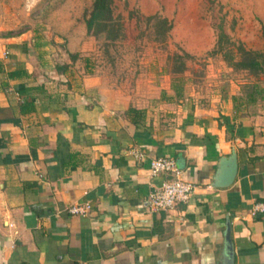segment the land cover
Segmentation results:
<instances>
[{
  "label": "crops",
  "instance_id": "0c3cea01",
  "mask_svg": "<svg viewBox=\"0 0 264 264\" xmlns=\"http://www.w3.org/2000/svg\"><path fill=\"white\" fill-rule=\"evenodd\" d=\"M4 39L0 264H264V211L252 212L264 203V100L246 104L244 80L201 95L152 72L131 88L79 59H52L50 43L36 55L37 43ZM234 151V181L215 185ZM159 156L195 184L170 210L150 204L174 177L152 174ZM84 201L87 215L66 210Z\"/></svg>",
  "mask_w": 264,
  "mask_h": 264
},
{
  "label": "rangeland",
  "instance_id": "374dc122",
  "mask_svg": "<svg viewBox=\"0 0 264 264\" xmlns=\"http://www.w3.org/2000/svg\"><path fill=\"white\" fill-rule=\"evenodd\" d=\"M92 2L0 0V46L5 37L19 35L30 45L38 44L30 47L36 55L50 43L54 50L47 54L64 60L72 57L71 49L91 73L101 72L139 89L145 88L152 72L158 80L170 74L176 66L174 55L186 51L192 57L182 56L180 61L187 70L172 76L186 93L196 90L201 95L220 88L226 78H251L233 71L223 53L215 51L221 28L232 41L264 51V0H116L114 13L123 28L122 38L113 43L87 34L85 19ZM157 12L173 21L163 42L155 39L146 19Z\"/></svg>",
  "mask_w": 264,
  "mask_h": 264
},
{
  "label": "trees",
  "instance_id": "16d2710c",
  "mask_svg": "<svg viewBox=\"0 0 264 264\" xmlns=\"http://www.w3.org/2000/svg\"><path fill=\"white\" fill-rule=\"evenodd\" d=\"M116 0H93L91 9L85 19L86 32L88 35L95 36L97 39L104 38L106 42L113 43L122 38L123 22L115 15ZM147 23L153 27L155 39L158 41H166L173 28V21L168 17L154 13L146 17ZM216 52L224 55L227 65L235 72H245L246 77L240 85V94L244 102L248 105L256 104L264 100V51L247 48L243 42H234L229 35L221 28ZM76 58L77 54H71ZM184 57H192V54L184 52L183 54L174 55V66L170 74L183 73L187 70L184 61H180ZM179 63V64H178ZM20 70L10 71L9 75H19ZM130 111H134L139 115V109L132 107Z\"/></svg>",
  "mask_w": 264,
  "mask_h": 264
},
{
  "label": "built area",
  "instance_id": "2783aa9c",
  "mask_svg": "<svg viewBox=\"0 0 264 264\" xmlns=\"http://www.w3.org/2000/svg\"><path fill=\"white\" fill-rule=\"evenodd\" d=\"M134 153L141 156L140 151ZM152 174L173 173V178L166 179L161 186L150 192V204L156 210H170L178 202H187L195 189V184L183 178L182 169L178 166L175 158L169 156L155 157L151 161ZM92 209L90 201L76 202L67 207V211L74 215H87ZM264 211V203H256L253 213ZM86 264V263H82Z\"/></svg>",
  "mask_w": 264,
  "mask_h": 264
},
{
  "label": "water",
  "instance_id": "95a60500",
  "mask_svg": "<svg viewBox=\"0 0 264 264\" xmlns=\"http://www.w3.org/2000/svg\"><path fill=\"white\" fill-rule=\"evenodd\" d=\"M220 166H222V170H219L215 178L216 179L215 185L227 186L234 181L236 174H237L238 157H237L236 152L234 151L228 158H223ZM227 240L231 242L230 224L228 225V230H227Z\"/></svg>",
  "mask_w": 264,
  "mask_h": 264
}]
</instances>
